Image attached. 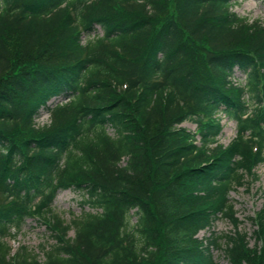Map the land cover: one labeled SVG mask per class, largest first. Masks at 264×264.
<instances>
[{
	"label": "trees",
	"instance_id": "trees-1",
	"mask_svg": "<svg viewBox=\"0 0 264 264\" xmlns=\"http://www.w3.org/2000/svg\"><path fill=\"white\" fill-rule=\"evenodd\" d=\"M236 3L0 0V264H221V241L264 264V207L253 247L231 199L264 164V23ZM71 189L88 210L67 222ZM26 220L53 243L14 252Z\"/></svg>",
	"mask_w": 264,
	"mask_h": 264
},
{
	"label": "rangeland",
	"instance_id": "rangeland-1",
	"mask_svg": "<svg viewBox=\"0 0 264 264\" xmlns=\"http://www.w3.org/2000/svg\"><path fill=\"white\" fill-rule=\"evenodd\" d=\"M233 12L237 13L240 17L250 19L251 23L257 20L264 23V0H237V3L233 7ZM86 40L87 38H84V43ZM245 80L246 77L242 73H237L234 81L245 83ZM47 123H49V114L43 112L41 117L37 120V124L42 126ZM222 125L224 126V129L222 135L219 137V143L227 146L237 135V125L236 122L229 120L225 116L222 117ZM182 127L193 132L197 128L192 122H186ZM255 171L258 175L256 181H252L248 178L245 186L234 190L231 194L237 217L241 221L240 230L251 237V246L253 247L255 246L253 234L256 227L251 218H255L264 207V164L256 168ZM53 207L55 213L67 222L73 218V215L79 216L84 210H88V207L85 208L82 206V194L73 189L60 192ZM234 230V226L228 220L221 219L216 221L211 230L200 232L198 237L200 239H205L213 237L212 234L215 233L214 237L221 238L233 233ZM69 237H74L73 231L69 233ZM47 243H53L51 232L45 224L36 220H26L16 239L9 241L14 252H16L21 245L38 250L43 244ZM219 244L222 245V250L219 249L214 251L215 259L221 264H228L223 252L226 243L225 241H221Z\"/></svg>",
	"mask_w": 264,
	"mask_h": 264
}]
</instances>
